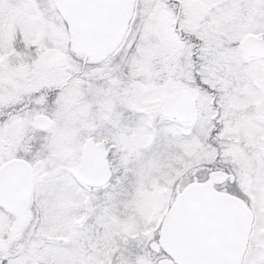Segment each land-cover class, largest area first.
<instances>
[{
  "label": "snow or ice",
  "instance_id": "obj_1",
  "mask_svg": "<svg viewBox=\"0 0 264 264\" xmlns=\"http://www.w3.org/2000/svg\"><path fill=\"white\" fill-rule=\"evenodd\" d=\"M0 264H264V0H0Z\"/></svg>",
  "mask_w": 264,
  "mask_h": 264
}]
</instances>
